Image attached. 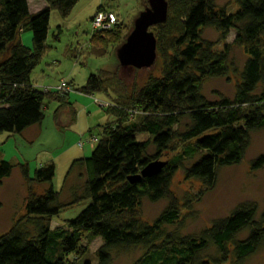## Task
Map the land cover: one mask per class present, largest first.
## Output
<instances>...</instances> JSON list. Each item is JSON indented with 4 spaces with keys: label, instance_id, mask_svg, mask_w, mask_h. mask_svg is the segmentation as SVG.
I'll use <instances>...</instances> for the list:
<instances>
[{
    "label": "trees",
    "instance_id": "1",
    "mask_svg": "<svg viewBox=\"0 0 264 264\" xmlns=\"http://www.w3.org/2000/svg\"><path fill=\"white\" fill-rule=\"evenodd\" d=\"M79 1L44 0L47 6L31 14L28 0H0V135H21L41 125L46 100L58 104L53 119L59 132L69 128L61 127L62 118L70 125L77 121L70 93H46L31 76L47 49L51 12L67 17ZM237 2L238 11L227 15L215 0H169L167 21L151 29L162 72L142 87L128 89L120 75L106 71L89 76L79 92L104 93L114 122L101 128L91 157L73 162L65 182L75 181L68 203L53 188L54 165L33 176L28 165L20 166L29 188L26 215L0 236V264H78L69 257L80 253L82 241L95 239L104 243L97 264H113L114 254L135 251L141 256L134 264H226L231 257L245 264L264 247V213L258 216L255 204L239 207L199 235L169 229L181 219L171 191L175 174L183 170L187 179L215 188L219 172L239 165L252 135L264 131V0ZM206 28L224 35L234 30V45L247 54L234 99L213 102L202 93L203 79L224 78L230 69L228 51H215L203 38ZM23 29L32 33V48L19 40ZM139 135L149 138L140 141ZM163 157L168 160L160 174L131 181ZM251 168H264V154ZM13 170L0 160V186ZM38 185L48 186L45 194L33 192ZM144 200L168 203L153 224L138 218ZM81 203L88 206L75 220L50 228L51 220Z\"/></svg>",
    "mask_w": 264,
    "mask_h": 264
},
{
    "label": "rangeland",
    "instance_id": "2",
    "mask_svg": "<svg viewBox=\"0 0 264 264\" xmlns=\"http://www.w3.org/2000/svg\"><path fill=\"white\" fill-rule=\"evenodd\" d=\"M237 1L215 0V3L219 10L233 15L239 9ZM28 3L33 13L40 10L45 2L29 0ZM149 7V0H80L67 17H62L56 10L51 12L47 49L31 79L42 91L57 88L64 80L69 85L73 84L77 91H71L70 100L77 111V121L70 125V119L62 118L61 127L64 125L69 128L64 133L59 132L53 119L58 104L53 100H46L42 133L32 139L0 135V160L7 161L14 167L11 176L0 186V236L26 215L29 188L20 166L28 165L33 176L41 167L54 165L56 173L53 188L56 192H61V201L68 203V189L75 186V181L70 180L66 186L65 182L73 162L91 157L93 147L90 140L100 137L101 128L114 122V118L106 113L104 102L108 98L104 93L88 96L79 92L86 85L89 76L102 71L115 73L122 77L128 89L142 87L151 77H160L162 63L159 55L156 64L144 70L121 68L117 58V49L133 31L136 19ZM100 10L113 14L117 28L96 35L92 28V18ZM202 33L205 40L215 44V51H228L230 64L226 77L202 80V93L213 102L221 98L234 99L240 83V72L247 61L245 49L234 45L237 35L234 30L224 35L213 28H206ZM137 138L143 141L149 137L139 135ZM154 152L155 148L152 146L149 153L152 155ZM261 154H264V131L252 135L244 160L239 165L222 169L218 175V183L212 189L198 181L187 179L184 171L179 170L173 177L171 191L179 203L181 219L169 229L178 230L182 235H199L215 221L224 219L239 207L249 204H255L258 216H261L264 213V168L256 172L251 168L252 161ZM159 160L165 162L168 158ZM74 179L76 180V175ZM77 182L82 183L81 180ZM47 187L38 185L33 188V192L43 195ZM167 204V201L153 203L144 200L138 209V218L153 224ZM87 206L88 203H81L64 210L60 216L50 221V228L55 230L67 226ZM246 236L247 233H243L240 238ZM103 244L101 239L82 241L80 253L69 259L78 264H97V252ZM140 256L139 251L114 254L113 264H134ZM226 264H235L234 258L231 257ZM245 264H264V247Z\"/></svg>",
    "mask_w": 264,
    "mask_h": 264
},
{
    "label": "water",
    "instance_id": "3",
    "mask_svg": "<svg viewBox=\"0 0 264 264\" xmlns=\"http://www.w3.org/2000/svg\"><path fill=\"white\" fill-rule=\"evenodd\" d=\"M150 7L136 19L134 29L125 43L117 49V58L121 68L144 70L152 68L158 59L157 40L152 28L164 24L168 19V0H149ZM167 162L156 160L147 165L141 174L133 179L150 178L161 173Z\"/></svg>",
    "mask_w": 264,
    "mask_h": 264
},
{
    "label": "built area",
    "instance_id": "4",
    "mask_svg": "<svg viewBox=\"0 0 264 264\" xmlns=\"http://www.w3.org/2000/svg\"><path fill=\"white\" fill-rule=\"evenodd\" d=\"M115 18L113 14L100 10L95 17L92 19V28L95 34L111 31L112 28L116 25ZM56 91L59 93H71V91H75L71 85L67 81H62V83L57 88L45 89V92L48 93L50 91ZM92 146H95L98 143V138L94 137L90 140Z\"/></svg>",
    "mask_w": 264,
    "mask_h": 264
},
{
    "label": "crops",
    "instance_id": "5",
    "mask_svg": "<svg viewBox=\"0 0 264 264\" xmlns=\"http://www.w3.org/2000/svg\"><path fill=\"white\" fill-rule=\"evenodd\" d=\"M46 6L47 5L44 3L40 10H42ZM40 10H38L37 12H39ZM37 12H33L31 14H35ZM19 40L24 46H26L28 48H32V46H33V37H32V33H30V30H26V29L21 30L20 36H19ZM33 85L35 87L39 88L36 83H33ZM40 133H42V125H36V126L28 128L21 135H10V136H11V138L15 137V136H21V137H24L25 139H32L34 136H38ZM92 147H94V146H92Z\"/></svg>",
    "mask_w": 264,
    "mask_h": 264
},
{
    "label": "bare ground",
    "instance_id": "6",
    "mask_svg": "<svg viewBox=\"0 0 264 264\" xmlns=\"http://www.w3.org/2000/svg\"><path fill=\"white\" fill-rule=\"evenodd\" d=\"M115 28H117V24L112 28V30H114ZM112 30H111V31H112Z\"/></svg>",
    "mask_w": 264,
    "mask_h": 264
},
{
    "label": "clouds",
    "instance_id": "7",
    "mask_svg": "<svg viewBox=\"0 0 264 264\" xmlns=\"http://www.w3.org/2000/svg\"><path fill=\"white\" fill-rule=\"evenodd\" d=\"M99 12V11H98ZM95 17V16H94ZM97 35V34H96Z\"/></svg>",
    "mask_w": 264,
    "mask_h": 264
}]
</instances>
